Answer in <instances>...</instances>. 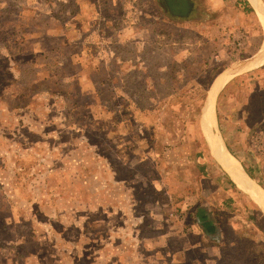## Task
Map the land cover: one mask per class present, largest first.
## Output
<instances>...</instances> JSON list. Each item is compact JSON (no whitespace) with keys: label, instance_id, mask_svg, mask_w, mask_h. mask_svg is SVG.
Instances as JSON below:
<instances>
[{"label":"rangeland","instance_id":"rangeland-1","mask_svg":"<svg viewBox=\"0 0 264 264\" xmlns=\"http://www.w3.org/2000/svg\"><path fill=\"white\" fill-rule=\"evenodd\" d=\"M199 12L185 22L164 0H0V264H169L154 242L192 214L181 212L186 188L170 170L196 153L215 166L197 98L222 71L214 57L204 62L218 20ZM233 40L223 49L235 55ZM72 56L86 79L77 90ZM231 75L216 78L226 80L215 97ZM227 91L215 132L264 187V152L252 140L264 133V68ZM246 99L247 115L234 114ZM227 236L225 264H244L238 254L264 264Z\"/></svg>","mask_w":264,"mask_h":264},{"label":"crops","instance_id":"crops-1","mask_svg":"<svg viewBox=\"0 0 264 264\" xmlns=\"http://www.w3.org/2000/svg\"><path fill=\"white\" fill-rule=\"evenodd\" d=\"M164 1L165 4L168 5V11L173 20L192 22L197 19L196 13L199 11L201 14H210L207 16L208 18L212 17V11L217 12L216 18L218 21L215 22V24L218 23L217 30L211 32L212 36L207 34L205 36L209 38V41H213L216 47H213V50L209 53L211 57L207 55L204 62L206 61L207 64L209 61L214 62V57V59L218 60V63L215 62L213 64L216 66L222 65V71L219 73H231L232 75L216 95L214 108L215 127L220 117L219 112H217L220 107V101H222L221 99H226L228 95L231 94H229L228 91L225 93L227 87L234 84L235 80L241 78L242 75H251L254 71L264 68V54H259L262 52L264 44V30L261 22L249 0H208L209 7L207 6V8H203V4L199 3L197 0ZM260 1L264 5V0ZM232 37L234 38L233 41L238 40L240 42L238 53L235 55H232L228 48L223 49L225 48L224 44L226 41L230 40ZM214 39L217 40L214 41ZM221 44H223L224 47H222L223 45ZM220 48H222V51H220ZM222 52L224 55L221 54ZM73 57L74 56H72V59L68 57V59L70 58L71 62L69 64L72 63L71 66L74 67L71 76H78V78H74L75 80L73 82L76 88V86L82 85L80 82L86 79L83 80L82 76L77 75V71L80 69L79 66L78 68L75 67L77 63L74 61ZM232 58H237L236 62H233ZM230 63L232 64L231 67ZM63 67L64 66H61L60 68L63 69ZM230 68H232V70L234 69V71H226ZM219 73L207 83L206 92L201 96L203 103L208 88ZM223 74H219V78ZM60 75L68 76V74H63L62 72ZM7 77L9 85H13L14 80L18 76L17 73L14 74L10 72ZM28 78L29 77L24 76V79ZM93 86L94 84L89 82L88 87L90 90L85 89V91H88L89 94L94 93L95 88ZM75 90H77V88ZM54 91H56V89ZM77 94L74 93L73 95L75 96ZM249 96H252L251 91L248 94V97ZM248 104L249 101L246 99L240 106L241 110L234 109L233 113H243L244 116L247 115ZM202 107L203 104L199 114H197L199 115L198 128L206 142V156L212 163L214 162L215 166L206 161L205 157L196 153L191 157L192 159H189L188 156V158L186 157L184 159L186 164L184 169H177V167L174 166L173 170H170V175L173 177L174 184L186 188L183 199L185 203H183V210H181V212H188L187 215H189L192 209V214L191 216L189 215L191 221L188 223L181 222L171 226L169 224L167 235L163 238H161L162 236L158 237L154 244L161 245L160 248H165L167 246V257L170 260L169 264H225L230 261V258L226 257L224 248L233 242V240H228V236L225 237V234L228 235L229 229V233L233 234V238H239L238 241H241V244L244 243L242 244L244 248L246 245L248 246L247 248L250 250L248 254L255 255V260L262 261L263 259L262 262H264L263 254L260 257H256L257 248L263 246L264 251V211L254 199L236 186L229 174L225 172V169H223L211 155L209 145L201 127L203 116ZM223 116L226 117L225 115ZM245 123L246 125H244V122L242 124L247 127L248 123ZM218 136L224 148L235 158L246 176L264 191V187L257 181L256 171H254L251 166L250 168H246L244 162L237 154V152H240L238 151V145L233 144L234 146H230L228 141L226 142V138L222 137L220 134ZM122 159L124 160V158ZM249 171L253 172V177L249 174ZM172 173H176L177 176L175 177ZM182 174L185 175L181 177ZM208 187L210 188V193L215 192V196H211L206 200L203 196L204 191H202V189L207 190ZM152 189L157 190L154 187H152ZM190 200L191 202L189 203ZM194 201L195 206H189L194 203ZM218 212L222 214L218 215ZM221 216H227L232 219L222 221ZM182 229H184V231ZM187 231L188 234H181V232L186 233ZM235 259L240 260L241 263L244 264L252 261V257H249V255L242 257L238 254Z\"/></svg>","mask_w":264,"mask_h":264},{"label":"bare ground","instance_id":"bare-ground-1","mask_svg":"<svg viewBox=\"0 0 264 264\" xmlns=\"http://www.w3.org/2000/svg\"><path fill=\"white\" fill-rule=\"evenodd\" d=\"M249 2L253 5L257 13L256 15L258 16L262 28L264 29V5L261 3L260 0H249ZM227 71L233 72L234 70L232 71L227 70ZM220 75H218L216 78L218 79ZM217 79L214 80V84L210 91L211 102L209 103L208 101V104L206 106V111L204 110L203 112L204 114L202 116V125L204 124L206 139L211 148V152L214 158L225 169L226 173L229 174V176L232 178L236 186L239 189H241L243 192L248 194L252 199H254L256 203L264 211V191L246 176V174L239 166L238 162L234 160V158L227 152L224 146L221 143H219L218 140L219 136L214 131L215 124L213 125V123H214V103L216 98L215 91L225 82L226 78L220 80L216 84L215 82Z\"/></svg>","mask_w":264,"mask_h":264},{"label":"built area","instance_id":"built-area-1","mask_svg":"<svg viewBox=\"0 0 264 264\" xmlns=\"http://www.w3.org/2000/svg\"><path fill=\"white\" fill-rule=\"evenodd\" d=\"M235 41H236L235 42L236 47H240V42L238 40H235ZM252 140L254 144H255V141L257 142V144H260L257 148V153L259 154L263 153L264 152V133L263 135L262 133L261 134L255 133Z\"/></svg>","mask_w":264,"mask_h":264},{"label":"water","instance_id":"water-1","mask_svg":"<svg viewBox=\"0 0 264 264\" xmlns=\"http://www.w3.org/2000/svg\"><path fill=\"white\" fill-rule=\"evenodd\" d=\"M259 54H263V52H260ZM245 62H247V61H245ZM227 70H231V71H232V68L227 69ZM227 70H226V71H227ZM233 70H234V69H233ZM215 79H216V78H215ZM215 79H214V80H215ZM213 84H214V81L212 82V84L210 85V87L208 88V91H207V93H206L205 100H204L203 107H202V114H204V113H203L204 110L206 111V106H207V104H208V101H209V103L211 102V99H210V91H211V88H212ZM216 95H217V94H216ZM215 100H216V98H215ZM214 108H215V103H214Z\"/></svg>","mask_w":264,"mask_h":264},{"label":"trees","instance_id":"trees-1","mask_svg":"<svg viewBox=\"0 0 264 264\" xmlns=\"http://www.w3.org/2000/svg\"><path fill=\"white\" fill-rule=\"evenodd\" d=\"M178 11H180V10H178ZM200 100H202V97H201V99H200ZM249 174H250V175L253 177V174H252V172H250V171H249Z\"/></svg>","mask_w":264,"mask_h":264}]
</instances>
